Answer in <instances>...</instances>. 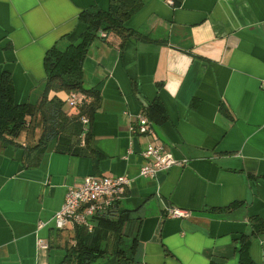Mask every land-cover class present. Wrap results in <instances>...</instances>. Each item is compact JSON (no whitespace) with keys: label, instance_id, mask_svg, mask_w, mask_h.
I'll list each match as a JSON object with an SVG mask.
<instances>
[{"label":"crops","instance_id":"obj_1","mask_svg":"<svg viewBox=\"0 0 264 264\" xmlns=\"http://www.w3.org/2000/svg\"><path fill=\"white\" fill-rule=\"evenodd\" d=\"M140 1L125 25L160 43L121 44L109 32L82 62L84 85L101 94L81 135L101 154L97 168L86 149L60 152L55 140L27 168L22 148L0 141V264H61L51 217L89 175L130 178L113 213L127 210L145 264H238L249 217L264 220V0ZM94 5L106 10L109 0H0V72L10 73L16 102L39 100L45 52L74 41L79 12ZM53 95L69 106L67 93ZM155 100L166 114L149 119L155 134L187 162L142 177L149 137L129 127ZM171 208L187 215L170 217ZM250 240V257L264 264V236Z\"/></svg>","mask_w":264,"mask_h":264},{"label":"trees","instance_id":"obj_2","mask_svg":"<svg viewBox=\"0 0 264 264\" xmlns=\"http://www.w3.org/2000/svg\"><path fill=\"white\" fill-rule=\"evenodd\" d=\"M141 7L140 0H109L106 10L98 6L83 9L78 14L82 26L76 39L64 49L49 48L43 58L45 73L44 89L35 103L15 101L13 82L8 71L0 72V141L22 148L24 167H36L50 141L55 140V149L60 152H84L91 157L96 169L101 154L89 145L88 131L82 135V118L92 119L101 102V94L83 83L82 62L91 43L112 32L121 44L129 38L148 43H160L137 29L127 27V20ZM104 33L101 35L100 33ZM63 91L82 96L76 106H67L50 92ZM143 113L152 121L166 119L163 106L155 100ZM24 137V145L18 142ZM83 137V143H81ZM235 204L227 206L230 208ZM116 207V204H115ZM94 229L74 225L58 230L59 243L65 256L61 264H145L135 257L137 238L127 230L130 221L127 210L97 217ZM251 233L242 235L237 248L238 264H257L248 253L251 237L264 236V220L259 216L249 217ZM209 264H224L210 262Z\"/></svg>","mask_w":264,"mask_h":264},{"label":"built area","instance_id":"obj_3","mask_svg":"<svg viewBox=\"0 0 264 264\" xmlns=\"http://www.w3.org/2000/svg\"><path fill=\"white\" fill-rule=\"evenodd\" d=\"M172 4V1L169 0ZM104 35V33H100ZM82 102V96L70 93L67 103L76 106ZM83 131L87 130L88 121L82 118ZM134 135H145L149 140L142 151L143 163L139 168V175L142 177H155L159 172H164L175 165L186 164V159H177L170 149L157 137L153 124L149 118L140 112L135 121L129 127ZM130 184V178L126 175H104L85 176L76 187H69L65 193L60 208L51 217L54 229L64 230L74 225L82 226L87 230L92 229L91 218L108 214L114 209L125 195ZM168 215L173 218H180L187 215V212L177 208L168 210ZM40 223L39 226H42ZM41 248L46 247L42 239H38Z\"/></svg>","mask_w":264,"mask_h":264}]
</instances>
